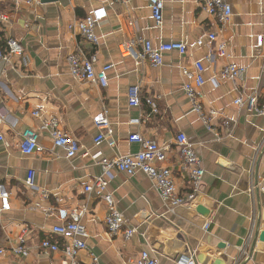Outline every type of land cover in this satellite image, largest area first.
I'll return each mask as SVG.
<instances>
[{"label":"crops","instance_id":"1","mask_svg":"<svg viewBox=\"0 0 264 264\" xmlns=\"http://www.w3.org/2000/svg\"><path fill=\"white\" fill-rule=\"evenodd\" d=\"M202 1L164 0L163 23L155 28L147 0H40L38 6L18 11L10 0H0V10L8 12L11 20L6 38L13 37L24 47L22 58L0 63V116H5L0 126L4 136L0 184L10 193V209L0 212V247L5 251L0 264H63L60 251L39 248L45 237L62 243L51 232L57 223V207L86 208L81 221L88 233L87 249L78 254L77 264H91L93 256L99 264H135L142 251L158 264H178L192 253L195 264H264V241L259 237L264 232V194L257 189L252 198L247 192L250 181L264 184V146L253 161L263 137L264 114H256L246 104H234L240 95L243 102L254 93H259V100L264 97V46L259 47L255 40L257 34L264 35V0H231L232 15L218 37L227 44L230 60L246 68L237 89L220 75L227 60L208 46L195 45L198 38L207 40L209 32L219 31L217 20L202 10ZM101 8L105 17L96 27L98 45L68 31L69 22ZM138 38L154 45L182 41L188 51L184 56L164 54L157 67L136 63L121 55L119 45ZM76 50L97 54V69L105 63L113 65L106 87L70 76L66 56ZM196 59L205 68V84L200 90L203 107L218 113L211 131L192 110L182 89L186 78L181 67L191 70ZM132 86H138L142 100L152 97L156 112L144 102L138 107L129 105ZM40 104L43 117H56L59 127L83 146L73 158H66L48 132L40 129V119L32 116ZM104 111L111 133L94 143L99 133L94 119ZM28 127L37 131L40 148L33 156L22 158L18 144L21 131ZM179 132L195 146L204 168L194 200L169 211L145 174L114 171L108 191L136 233L129 240L110 235L104 223L105 204L84 191L101 168L89 155H82L83 151H99L109 159L133 154L139 145L128 141L132 133L169 144L163 165L170 167L182 193L188 177L173 143ZM29 170L34 172V188L25 185ZM43 190L47 198L42 196ZM253 202L257 215L253 236L247 241ZM23 229L29 254L16 256L10 248ZM242 246L250 256L238 259Z\"/></svg>","mask_w":264,"mask_h":264},{"label":"built area","instance_id":"2","mask_svg":"<svg viewBox=\"0 0 264 264\" xmlns=\"http://www.w3.org/2000/svg\"><path fill=\"white\" fill-rule=\"evenodd\" d=\"M14 11L28 10L40 4V0H10ZM231 0H203L201 3L202 10L208 15L213 16L219 25L218 32H209L206 35L207 40L198 38L195 45L198 48L208 46L213 49L217 57L226 59V63L220 70L221 77L232 82L237 89L240 82L244 81L246 68L238 63L230 60L231 55L227 50V44L223 39L219 40V34L222 32L223 26L232 15ZM154 27L161 28L163 23L164 0H147ZM105 17L104 10L97 9L91 14H87L81 19H75L67 25L68 31L81 36L84 40L94 44H99L100 36L96 34L98 23ZM0 23L5 30L11 25L10 14L6 11L0 12ZM256 44L259 47L264 46V35L257 34L255 36ZM141 46L140 50L136 45ZM119 51L123 57H132L136 63L147 62L153 67L162 64L164 54L169 52H177L178 55L184 56L188 51V46L182 41L161 42L154 45L150 40L138 38L137 40H127L120 43ZM24 53L23 45L13 37L6 38L4 48L0 47V63H12L13 57H21ZM210 57V56H208ZM97 54L86 55L80 50L73 51L66 56V63L70 76L76 81H90L102 87L108 85V72L113 65L105 63L101 68H96ZM25 64V61H24ZM204 65L201 60L196 59L192 62V69L189 70L181 67L182 75L186 80L182 84V89L185 96L192 105V110L199 116L202 123L208 131L212 130V120L218 113L214 110H205L200 99V90L205 84ZM259 93H254L243 102L242 96H238L234 100L236 105H247V108L253 110L256 114H264V97L259 100ZM151 106L152 111L156 112L152 97H146L143 100L139 95L138 86H132L128 90V103L130 106L138 107L142 103ZM44 106L42 104L32 111L34 118L40 119V129L48 132L53 144L61 148L65 152L66 158H73L78 154L83 146L70 137L60 127L56 117H43ZM5 123V116H0V126ZM95 126L99 129V133L94 138V143L100 142L111 133L110 123L106 116V111L94 119ZM228 125V121H224ZM21 138L18 144L19 153L22 158L33 156L38 150L39 135L32 128H25L21 131ZM4 141V136L0 133V142ZM129 142H135L139 145L137 152L133 154L117 155L114 158H107L101 152L88 153L84 150L82 155H89L101 168V173L93 178V180L84 186V191L93 193L100 199L106 207L107 213L104 223L108 233L112 236H121L124 240H129L136 233V228L130 226L122 212L117 209L114 197L108 191V181L112 178L113 172H121L126 175H133L136 172H142L147 178L153 182L155 190L163 202L164 206L169 211H173L178 206L189 205L195 198V195L201 188L204 168L202 160L195 146L190 142L185 133L179 132L173 141L176 146L179 157L180 167L186 170L188 177V186L184 192H178L175 178L170 167L164 166L163 163L168 159L170 145L159 143L155 139H150L142 136L140 133H132L128 136ZM110 145L114 142L110 141ZM264 146V131L263 137L255 149L254 159ZM253 163V162H252ZM253 170H250V174ZM34 172L29 170L25 178V185L34 188ZM260 189L264 194V184L261 182L254 183L250 181L247 192L250 196H254V192ZM47 192L43 190L42 196L47 198ZM10 193L3 184H0V212L10 209L9 203ZM57 223H55L51 232L58 238L62 239V243L50 238H42L39 242L41 250L60 251L64 257L63 264H77V256L81 251L87 249L86 238L88 233L84 224L81 221L82 215L86 208H56ZM256 206L252 203L251 214V229L248 234L247 241H251L254 233V223L256 217ZM208 227V223L205 224ZM26 229H23L17 237V244L10 248V252L16 256H27L29 250L25 245L24 234ZM4 249L0 247V255L4 253ZM194 253L190 256H185L178 260V264H195ZM250 256L246 246L238 248V259L247 258ZM238 259L236 261H238ZM91 264H99L97 257L93 256ZM135 264H158V260L151 256L147 251H142Z\"/></svg>","mask_w":264,"mask_h":264},{"label":"trees","instance_id":"3","mask_svg":"<svg viewBox=\"0 0 264 264\" xmlns=\"http://www.w3.org/2000/svg\"><path fill=\"white\" fill-rule=\"evenodd\" d=\"M2 10H0L1 12ZM6 44V36H5V30L3 29L1 23H0V47L4 48Z\"/></svg>","mask_w":264,"mask_h":264},{"label":"water","instance_id":"4","mask_svg":"<svg viewBox=\"0 0 264 264\" xmlns=\"http://www.w3.org/2000/svg\"><path fill=\"white\" fill-rule=\"evenodd\" d=\"M261 218H262V220H264V210L261 211ZM259 237L261 240L264 241V232H261Z\"/></svg>","mask_w":264,"mask_h":264}]
</instances>
